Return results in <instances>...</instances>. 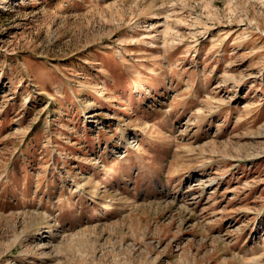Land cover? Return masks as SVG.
Instances as JSON below:
<instances>
[{
    "label": "rangeland",
    "instance_id": "rangeland-1",
    "mask_svg": "<svg viewBox=\"0 0 264 264\" xmlns=\"http://www.w3.org/2000/svg\"><path fill=\"white\" fill-rule=\"evenodd\" d=\"M0 264H264V0H0Z\"/></svg>",
    "mask_w": 264,
    "mask_h": 264
},
{
    "label": "bare ground",
    "instance_id": "bare-ground-1",
    "mask_svg": "<svg viewBox=\"0 0 264 264\" xmlns=\"http://www.w3.org/2000/svg\"><path fill=\"white\" fill-rule=\"evenodd\" d=\"M104 179V178H103ZM105 180V179H104ZM106 181V180H105Z\"/></svg>",
    "mask_w": 264,
    "mask_h": 264
}]
</instances>
